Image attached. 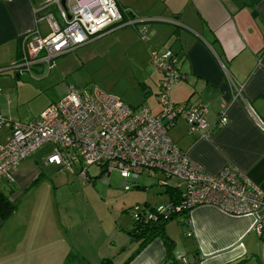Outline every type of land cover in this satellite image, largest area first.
<instances>
[{
  "label": "crops",
  "instance_id": "1",
  "mask_svg": "<svg viewBox=\"0 0 264 264\" xmlns=\"http://www.w3.org/2000/svg\"><path fill=\"white\" fill-rule=\"evenodd\" d=\"M44 1L0 0V114L7 120L0 130V141L9 134L8 122L18 120L4 113L22 77L21 71L10 68L19 59L20 39L34 28L41 35L49 32L47 22L37 19L44 12H54L53 6L37 10ZM114 1L122 16L121 24L105 28L89 41L93 42L83 47L81 58H86L88 52L101 51L110 60L130 62L148 101L155 99L159 105L157 96L163 74L152 63L150 51L171 49L178 58L182 77L172 86L170 100L179 105L205 106L212 131L209 139H204L197 133L190 134L184 121H177L168 136L204 172L216 174L232 164L264 191V0ZM132 19L147 20L125 24ZM143 26L146 40L139 37ZM56 66L64 68L66 62L61 60ZM63 68L58 70L63 73ZM44 70L43 64L32 69L40 79L47 76L46 70V75H41ZM159 109L160 105L154 114ZM224 109L226 122L218 126L219 113ZM29 157L14 171L15 191L7 193L14 203L13 196L40 174L36 167L29 171L18 169ZM0 181L11 190L5 180ZM35 207V203L23 208L16 204L9 217L0 219V264H59L64 255L62 220L57 223L54 236H50L53 225L49 230L40 212H34ZM258 216L260 232L255 228V215L231 216L206 205L194 208L189 213L187 233L180 224L191 242L187 248L189 257L196 253L197 264H231L252 254L264 264V240L260 238L264 236V209ZM77 241L70 240L71 250L78 251L89 264H99L102 258H114L118 253L116 246H99L93 239L89 242L91 250L83 253ZM175 255L185 256L181 252ZM164 257L163 243L156 238L128 264H161Z\"/></svg>",
  "mask_w": 264,
  "mask_h": 264
},
{
  "label": "built area",
  "instance_id": "2",
  "mask_svg": "<svg viewBox=\"0 0 264 264\" xmlns=\"http://www.w3.org/2000/svg\"><path fill=\"white\" fill-rule=\"evenodd\" d=\"M48 6H53L54 12H44L37 19L47 22L49 32L41 35L34 28L24 34L19 59L10 65L11 69L31 73L34 66L43 64L48 73L56 57L87 44L105 28L122 22L114 0H45L37 10ZM145 20L132 19L125 24ZM139 37L146 40L145 26L139 30ZM150 59L163 74L157 96L158 113H152L146 104L131 108L96 86L68 87L36 119L8 122L9 134L0 141V180L13 183L18 164L50 144L52 150L44 162L60 170L77 166L78 174L87 182L91 165L98 166L106 177L118 172L125 179L122 183L125 190L129 189L127 180L142 174L155 178L159 186H167L171 178L182 181L185 190L181 200L159 205L155 212L144 211L142 216L146 219H155L156 213L188 211L189 214L206 205L231 216L255 215V228L260 232L258 212L264 209V191L232 164L216 174L204 172L168 136L178 118L187 122L190 134L197 133L204 139H209L212 129L205 117V106L179 105L170 100L172 86L182 77L175 53L169 48L154 49L150 51ZM225 122L224 109L219 113L217 125ZM6 123L0 114V130ZM133 217L138 218V212Z\"/></svg>",
  "mask_w": 264,
  "mask_h": 264
},
{
  "label": "rangeland",
  "instance_id": "3",
  "mask_svg": "<svg viewBox=\"0 0 264 264\" xmlns=\"http://www.w3.org/2000/svg\"><path fill=\"white\" fill-rule=\"evenodd\" d=\"M92 42L56 57L51 72L47 76L45 70V73H41L45 76L42 79L34 71L22 72L18 91L10 99L9 108L6 105L4 115L23 122L34 120L49 104L58 101L68 87L73 86H96L117 96L130 107L146 104L155 113L159 105L155 99L148 101L149 96L146 97L140 88L136 68L130 62L110 60L101 51L88 52L86 58H81L83 47ZM61 60L62 63L66 62L64 68L58 66L60 71L63 68V73L56 66ZM177 121H184L188 128L184 119L178 118ZM51 150L50 144L43 145L18 167L26 171L36 167L40 169V174L13 198L18 208L35 203L34 212H40L42 222L47 224L49 230L53 225L50 236H54L57 223L62 220L64 255L59 264H86L78 251L71 250V239H78V249L83 253L91 250L89 242L92 239L99 246L106 243L116 246L118 253L114 258L108 259H112L113 264H122L138 246V242L128 233L135 222L133 214L140 211L144 203L156 206L165 204L168 198L165 192L167 186L178 187L181 192L185 190L184 183L176 178L168 179L167 186H159L155 178L146 174L127 180L129 189L125 190L122 185L125 179L118 172L113 171L106 177L105 173L100 174V168L95 165L88 167L87 174L90 179L87 182L78 174L77 166L69 170H57L55 166L44 165L43 160ZM0 190L7 195V186L0 183ZM183 218V214L174 216L167 223L166 231L171 235L170 238H174V253L181 252L189 257L191 252L187 248L191 242L183 234L180 225ZM121 245L124 250H121ZM57 255L59 256V252ZM250 256L252 254L247 255Z\"/></svg>",
  "mask_w": 264,
  "mask_h": 264
},
{
  "label": "trees",
  "instance_id": "4",
  "mask_svg": "<svg viewBox=\"0 0 264 264\" xmlns=\"http://www.w3.org/2000/svg\"><path fill=\"white\" fill-rule=\"evenodd\" d=\"M20 56V52L18 54ZM102 174V173H100ZM7 183V182H6ZM11 187V190H8V193L15 191V186L13 183H8ZM166 194L168 195L169 203H177L181 200L184 192H181L178 187H169L167 186ZM166 202V203H168ZM165 203V204H166ZM163 205V204H159ZM158 205V206H159ZM157 206H150L147 203H144L140 211H138L139 217L134 218V224L128 233L134 237L135 241L138 242V246L135 249L134 253L128 257V262L143 248H145L149 243L154 239H161L163 246L165 248V257L161 261V264H197L199 262V256L196 253H193L191 257L175 255V241L170 238L166 232L167 223L173 219L174 216L178 214H183L184 218L180 221V224L183 226L185 232H188V211L180 212L178 214L172 213L170 215L156 213L155 219L150 218L146 219L145 216H142L144 211L155 212ZM16 209V203L10 201L5 193L0 190V219L5 220L9 217ZM261 240H264V236H260ZM99 264H112V259L104 258ZM89 264L88 262H85ZM232 264H262L261 260L255 255L250 257H241L232 262Z\"/></svg>",
  "mask_w": 264,
  "mask_h": 264
},
{
  "label": "water",
  "instance_id": "5",
  "mask_svg": "<svg viewBox=\"0 0 264 264\" xmlns=\"http://www.w3.org/2000/svg\"><path fill=\"white\" fill-rule=\"evenodd\" d=\"M62 4H64V1H62Z\"/></svg>",
  "mask_w": 264,
  "mask_h": 264
}]
</instances>
